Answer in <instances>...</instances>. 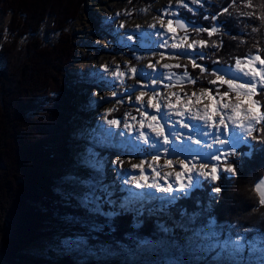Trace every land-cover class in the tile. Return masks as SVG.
<instances>
[{
    "label": "rangeland",
    "instance_id": "374dc122",
    "mask_svg": "<svg viewBox=\"0 0 264 264\" xmlns=\"http://www.w3.org/2000/svg\"><path fill=\"white\" fill-rule=\"evenodd\" d=\"M211 1L213 0H204L203 6H198L192 5L188 0L189 7L193 9L189 11L178 7L177 0H0V52L3 51L7 59V66L3 72L1 71L2 74L0 72V127L5 134H9L8 128L20 126L18 132L20 130L27 133V137L21 136L23 146L32 149L28 151L31 155L26 156L21 162L13 161L9 167L15 172L36 171L55 178L52 181L51 179H48V182L45 181V187H49L48 193L51 192V195L46 196L45 193L37 191L34 196H30L33 190L31 182H26L22 188L19 187L17 195L14 193V198L17 197L18 211L25 221L24 227L22 226L23 232L27 229L26 225L32 228L33 240L20 245L17 242L18 238L14 237H21L17 226L13 230L8 229L3 235V241L0 242V264H65L61 263L63 260H70V264H88V260L97 258L96 253L61 250L56 246L55 241L58 237L79 233L89 237L90 243L95 247L104 246L102 243L111 238L113 232L105 229L103 233H89L86 227L93 222L104 223L102 218L92 217L86 212V219L83 221L80 219V223H72L63 218L53 224L52 218L49 217L50 213L45 212V209L47 206H57L62 203L70 204L73 209L83 210L77 205L76 200L66 199L67 193L73 190L81 192L83 189L79 187L73 189V186L65 183L64 178L68 175H76L83 179L94 176L90 170L78 165L81 155L89 147L107 160V182L116 180L117 172L126 171L129 176L139 174L132 172L128 163L120 169L116 168L113 162L116 159L138 162L139 159H150L154 154L148 145L137 140V131L125 132L123 123L127 113H132L139 118L136 112L139 105L135 104L134 97L140 91H150V89L141 88L140 85L150 84L151 79L156 77L155 73L151 76L146 75L151 72L147 64L160 60L159 53L165 56L175 54L170 48L159 47L162 43L163 29L159 27L157 17L170 4L172 10L177 11L179 15L197 17L203 12L205 5ZM254 1L260 2V0ZM12 10L13 13H11ZM13 18L15 23L19 22L21 25L24 21H35L38 31L30 37L27 36L26 43H18L14 38L10 39L8 26ZM188 22L202 27L196 19H190ZM122 24L124 27H121ZM153 24L157 25L155 29L150 27ZM180 35L183 33L181 32ZM129 36L132 39H128ZM203 36L207 38L206 33ZM166 37L167 34H165ZM193 37L197 38L194 34ZM216 37L218 36H213L211 39L218 40L219 38ZM169 42L171 43V40ZM213 50L215 49H204L207 58L200 60L199 63L210 71L229 67L234 69V59L229 61L231 63L221 61V64H216L214 61L218 59L213 58ZM165 63L187 65L192 75H198V69L193 70L187 58L162 60L161 65L157 66L158 73L166 71L162 67ZM117 65L120 66L121 71L128 73L120 80H117L113 74ZM131 68H137L142 72L138 71L136 78H133L128 72ZM175 71L180 73L183 69H175ZM163 82L167 83V81ZM201 86L210 87L206 80H202L196 87ZM192 90L191 85L186 88H156V91L165 94L171 91L190 93ZM113 91L117 92L116 97L112 96ZM30 96L34 100L43 96L49 101L48 105L39 112L33 111L27 105ZM46 96L50 97L46 98ZM129 96L132 97L131 102ZM110 108L116 110L108 119L121 120V126L118 128L110 127L105 122L104 114ZM147 111L150 115L153 114L152 110ZM127 122L135 124L130 117ZM185 122L192 126V130L174 126L175 130L181 134L183 143L170 136L173 144L169 146L170 154L167 158L176 160L188 157L191 159L197 153L203 155L215 151L218 145H214L212 149L203 146L205 142H212L211 136L204 137L197 134V126L201 131L206 130L202 124L197 121L186 120ZM51 127L53 131L55 130L54 134L36 133V129H51ZM145 131L148 134L147 130ZM211 131L214 132V130ZM108 133L113 135L109 137ZM12 136V133L8 135L9 140L13 138ZM189 137L193 140L200 139L201 145L192 143ZM137 145L140 151H136ZM0 149L2 150L0 154L6 156L9 147L0 145ZM173 149H179V151L174 152ZM253 149L241 144L237 150L241 153L240 156H245L246 152H252ZM161 155L163 156L162 151ZM199 162L204 161L201 159ZM114 168L116 171H113ZM146 174L150 175V173ZM221 175L229 178L227 173ZM234 178L231 179L234 180ZM161 184H163L162 181ZM117 185H120V181H117ZM203 185L201 190L193 192L191 199L179 200L176 208L192 206L185 200L193 202L196 197L203 196L201 192L211 196L217 195L210 191L212 184L203 181ZM26 186L30 188L29 194L25 192ZM126 187L134 188L132 185ZM134 190L145 193L154 192V189ZM123 195H126V192ZM156 195L164 194L156 193ZM32 198L36 199L35 202H31ZM25 199H29L30 202ZM127 215L132 216V214ZM155 219L152 217L153 223ZM133 223L134 221L124 229L122 228L119 234L117 233L118 237L135 241L137 247V254L127 253L121 264H163L174 255L187 261L205 259L202 256L193 257L176 253L157 231L158 241L148 236L150 232L147 229L140 232V228L132 227ZM248 231L251 233V230ZM125 232L126 236H124ZM231 232L240 233L245 237L244 261L260 264L264 254L259 247L253 252L247 251V245L252 242L259 245L261 235L254 233L250 237L245 229L239 227L231 229ZM10 236L13 237L11 240L13 243L5 245V241ZM233 238L237 237L234 235ZM141 240H148L150 243L141 246ZM140 255L145 258H141ZM209 264H211L210 260Z\"/></svg>",
    "mask_w": 264,
    "mask_h": 264
},
{
    "label": "snow or ice",
    "instance_id": "6c2138e0",
    "mask_svg": "<svg viewBox=\"0 0 264 264\" xmlns=\"http://www.w3.org/2000/svg\"><path fill=\"white\" fill-rule=\"evenodd\" d=\"M190 3L203 6L204 0H190ZM177 6L193 11L189 7L188 0H177ZM225 13L230 16L235 13V16L239 18L258 20L259 26H252V33H258L264 29V0H260L258 4L254 3V0H230L219 13L210 17L212 21L210 27H198L185 22L177 11L172 10L171 4L157 17L159 27L163 29L162 43L159 47L170 48L175 54L165 56L159 53L160 60L147 64L151 72L146 75L151 76L155 73L156 77L151 79L150 84L140 85L141 88L150 89V91H140L134 97L135 104L139 105L136 109L139 118L132 113H127L123 123L125 132L137 131V140L148 145L154 154L150 159H139L138 162L116 159L113 162L116 168L123 169L125 163H128L131 171L139 174L129 176L126 171L117 172L116 180L109 183L106 181L107 160L89 147L81 155L78 165L90 170L94 176L83 179L76 175H68L64 178L65 183L73 186V189L76 187L83 189L81 192L73 190L67 193L66 199L76 200L77 205L90 216L100 217L104 221V223L93 222L86 225L89 233H103L105 229L114 233L112 221L125 214H132L134 218L132 227L139 229L144 223L141 218L147 214L156 218L155 230L162 239L167 240L176 253L205 258L200 261H187L174 255L163 264H209V260L211 264H252L243 259L246 251L245 237L240 233L229 231V229H235V225L221 228L217 217L212 212V198H209L208 204L204 205L200 198L196 197L193 200L196 205L193 210L186 207L176 208L179 200L191 199L193 192L201 190L204 187L203 181L218 185L222 179V173L229 174V178L238 176L240 164L237 161L240 160L241 153L237 149L241 144L247 145L249 149H253L254 144L264 145V111L261 110L264 108V99L256 98H264V47H260L257 42L255 54L249 51L243 57H235L234 69L229 67L210 71L199 63L200 60L207 58L204 49L212 48L219 51L223 47L222 41L211 38L224 34L223 25L216 24V21L219 15ZM165 17L168 18L165 19ZM204 19H209V16H205ZM121 27L124 25L122 24ZM150 27L155 29L157 25L153 24ZM181 32L183 35H180ZM205 33L207 38L203 36ZM165 34H167L166 38ZM193 34L197 38H194ZM128 39L132 37L129 36ZM240 43L243 44L246 41L241 40ZM183 58H187L193 70L198 69V75H192L187 65L180 63L162 64L166 71L158 73L157 66L161 65L162 60ZM214 62L221 64L220 60ZM175 69H183V71L178 73ZM106 70H108L107 66ZM138 71L142 72L137 68L128 70L133 78H136ZM113 74L117 80H120L128 73L121 71L120 66L117 65ZM202 80H206L210 87L197 88L196 86ZM121 83H123L122 80ZM188 85L193 86L190 93L171 91L165 94L156 91L157 87L171 89L186 88ZM112 96L116 97L117 92L113 91ZM129 101H132L131 96ZM115 110L108 109L104 119L110 127L118 128L121 126V120L108 119ZM147 110H152L153 114L150 115ZM128 117L135 124L128 123ZM186 120L197 121L203 125L206 130L201 131L197 126L198 135L212 137V142H205L203 146L208 149H212L214 145L218 147L215 151L203 155L197 153L191 159L188 157L169 159L167 158L170 154L169 146L173 144L170 136L183 143L181 134L175 130L174 126L192 130V126L185 122ZM112 135L108 133L109 137ZM189 140L196 145H201L200 139L193 140L189 137ZM136 151H140L139 145L136 146ZM173 151H179V149H173ZM245 154L251 155V151ZM162 158L163 163H161ZM201 159L204 162H199ZM113 171L116 169L114 168ZM117 181H120L119 186ZM129 185L134 188L126 187ZM134 189H154V192H138ZM221 190L220 186H215L210 191L218 195ZM125 192L126 195H123ZM251 192L256 205L264 207V177L259 178L252 185ZM156 193L164 195H156ZM67 220L80 223V218L75 216L67 217ZM190 225L198 226L190 227ZM177 231L185 234L183 243L176 237ZM234 235L237 238H233ZM149 243L148 240L140 241L141 246ZM55 244L59 249L66 251L97 252L95 246L90 243V238L79 233L58 237ZM257 247L264 254V232L261 233L260 244L256 245L254 242L248 244L247 251L253 252ZM98 251L106 252L107 249L101 247ZM260 264H264V259L260 261Z\"/></svg>",
    "mask_w": 264,
    "mask_h": 264
},
{
    "label": "trees",
    "instance_id": "16d2710c",
    "mask_svg": "<svg viewBox=\"0 0 264 264\" xmlns=\"http://www.w3.org/2000/svg\"><path fill=\"white\" fill-rule=\"evenodd\" d=\"M229 2L230 0H213L209 4L205 5V9L200 15H197V17L190 18L188 15H185L184 17L183 14L180 16L186 21H190V19H196L199 25L202 27H210L212 25L210 17L219 13L224 6L228 5ZM254 3L258 4L259 2L254 1ZM244 10L247 11L248 9ZM11 13H13V10ZM205 16H209V19H204ZM34 23L35 21H24L21 25L19 22L15 23V18H13L8 26L9 38H14L18 41V43H26L27 36L30 37L38 31V25L35 26ZM216 24L223 25L224 34L222 36L216 37L219 38L218 40L222 41L223 47L219 51L213 50L212 54L214 55L213 58L215 59L226 63H231L229 61L237 56L243 57L245 54L249 53V51L252 53L256 52L257 42H259L260 47H264V29H261V31L258 33L251 32L252 26H259L258 20L239 18L235 16V13H233L231 16L225 13L223 15H219ZM233 36L237 38L233 39ZM241 40L246 41V43H240ZM205 65L207 66V63ZM6 66L7 59L4 55V52L2 51L0 52V72H3V69ZM50 94L52 95L53 93ZM47 97L50 96H46V98ZM256 98L264 99L262 97ZM27 101H29L27 103L28 107L37 112L45 109V107L48 105L47 103L49 102L43 96H39L37 100H34V98L30 96V100ZM262 111H264V108H262ZM21 121L22 120H20V122ZM19 127L14 126L11 129L8 128L9 134H5V131L1 130L2 128L0 127V145L3 147H9L7 150V157L3 154H0V242L3 241V235L8 229L13 230L17 226L16 228H18L21 237H14L18 238L17 242L21 245V243L25 244L33 240V230L32 228H29L28 225H26L27 229H25L26 231L23 232L22 226L24 227L23 224H25V221L23 220L24 218L20 214V211H18L17 197L14 198V195H17L19 187L22 188L24 186L23 184L26 182H31L33 184L32 192L35 190L33 194L31 192L30 196H34V194H36L35 192L37 191L45 193L46 196L51 195V192L48 193L49 187H45V184L48 182V179H51L50 181H52L55 178L45 174H39L36 171L25 172L22 170L21 172L17 171V173L14 169L10 170L9 165H11L13 161L17 162L19 160L18 162H21L26 156L31 155V153L28 151L32 149L27 148L28 146L25 148V146L22 144L23 139L21 136L25 135L27 137V133H23L20 130L18 132ZM11 133L13 138L9 140L10 137H8V135ZM36 133H45L51 135L55 133V130L53 131L52 127L51 129H36ZM261 149H264V145L256 144L253 151L251 152V155L240 156V160L237 161V163L240 164V173L234 178V180L227 178V176H222V179L218 185H210L211 188L215 186L221 187L222 190L219 195L211 196L206 192H201L203 193V196L200 198L202 204L204 205H207L209 198H212V212L217 217L221 228H228L230 225H235L236 227L245 229L250 237H252L254 233L261 235V233L264 232V207H259L256 205L255 198L251 192L252 185L259 178L264 177V151H261ZM1 151L2 150L0 149V153ZM27 188L28 186H26L25 192L30 190V188ZM208 191L209 189L207 192ZM25 200L30 202L29 199ZM35 200L36 199L32 198L31 202H35ZM185 201L192 205L188 207L189 210H193L196 207L193 202L188 200ZM13 202L15 203L13 204ZM45 212L50 213L49 217L52 218L53 224H56L55 222L58 219H67V217L70 216L78 217L82 221L86 219V212L84 210L73 209V207H70V204L63 205L60 203L57 206L50 205L46 207ZM141 220H143L144 223L140 228V232H144V230L147 229V231L150 232V235L148 236L158 241L159 234L156 233L154 223L152 222V217L146 214L141 218ZM132 221H134L133 216L127 214L116 217L112 223V226L115 228L116 232L114 231L112 237L102 243L104 246L95 247L97 249L95 256H97L98 259H90L87 261V263L121 264L124 260V257L127 256V253L130 255L137 254L135 241H130L131 239H125L124 237H118L119 231L122 230V228L124 229V227H127ZM197 226L198 225H190V227ZM18 230L16 231L18 232ZM248 230H251V233H249ZM229 231L231 232V229H229ZM184 235V233L179 231L176 233V237L181 241V243L184 242ZM124 236H126V232L124 233ZM10 238L5 241V245L13 243L11 241L13 240V237L10 236ZM101 247L106 248L107 251L99 252L98 250ZM140 257L145 258L143 255H140ZM63 262L65 264L71 263L70 260L61 261V263Z\"/></svg>",
    "mask_w": 264,
    "mask_h": 264
},
{
    "label": "water",
    "instance_id": "95a60500",
    "mask_svg": "<svg viewBox=\"0 0 264 264\" xmlns=\"http://www.w3.org/2000/svg\"><path fill=\"white\" fill-rule=\"evenodd\" d=\"M182 19V18H181ZM182 20H184V19H182ZM185 21V20H184ZM185 22H188V21H185ZM188 23H190V24H192V25H195L194 23H192V22H188ZM196 26V25H195Z\"/></svg>",
    "mask_w": 264,
    "mask_h": 264
}]
</instances>
